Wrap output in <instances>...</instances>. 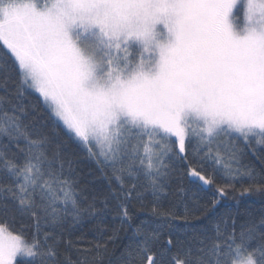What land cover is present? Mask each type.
I'll list each match as a JSON object with an SVG mask.
<instances>
[{
  "label": "snow or ice",
  "instance_id": "6c2138e0",
  "mask_svg": "<svg viewBox=\"0 0 264 264\" xmlns=\"http://www.w3.org/2000/svg\"><path fill=\"white\" fill-rule=\"evenodd\" d=\"M254 195L264 0H0V264H264Z\"/></svg>",
  "mask_w": 264,
  "mask_h": 264
},
{
  "label": "trees",
  "instance_id": "16d2710c",
  "mask_svg": "<svg viewBox=\"0 0 264 264\" xmlns=\"http://www.w3.org/2000/svg\"><path fill=\"white\" fill-rule=\"evenodd\" d=\"M256 163L255 161H253ZM215 189H212L210 191H207L205 193H201V195L205 199H209ZM238 196V194H236ZM239 199V205L237 204V200L234 199H225L222 200L220 205H218V211H226L228 209H235L236 207H240L241 210L244 208H251L252 210L258 211L262 206H264V197L260 195H254V196H244V197H238ZM141 218H145L144 214H141ZM87 239H92L93 234L86 233Z\"/></svg>",
  "mask_w": 264,
  "mask_h": 264
}]
</instances>
